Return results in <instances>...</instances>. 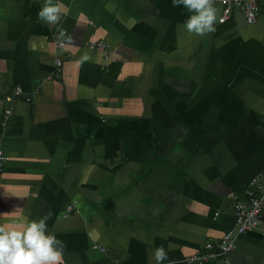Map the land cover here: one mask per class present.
Segmentation results:
<instances>
[{"label":"crops","instance_id":"0c3cea01","mask_svg":"<svg viewBox=\"0 0 264 264\" xmlns=\"http://www.w3.org/2000/svg\"><path fill=\"white\" fill-rule=\"evenodd\" d=\"M44 3L0 0V224L51 212L61 264H156L161 245L184 264L235 230L232 205L264 172V16L233 9L201 37L172 0H53L56 25ZM263 230L264 204L224 257L213 249L219 264H264Z\"/></svg>","mask_w":264,"mask_h":264},{"label":"clouds","instance_id":"9594fccd","mask_svg":"<svg viewBox=\"0 0 264 264\" xmlns=\"http://www.w3.org/2000/svg\"><path fill=\"white\" fill-rule=\"evenodd\" d=\"M173 6H183L192 13L184 22L183 27L198 36H205L216 31L218 9L215 0H172ZM64 6L54 4L53 0H45L38 13L41 21L56 25L61 19ZM90 60V56L83 55L80 63ZM51 212L39 220H32L24 230H16L5 224H0V264H61L66 244L48 231L47 221ZM156 264H179L169 260L163 245L154 252Z\"/></svg>","mask_w":264,"mask_h":264},{"label":"built area","instance_id":"2783aa9c","mask_svg":"<svg viewBox=\"0 0 264 264\" xmlns=\"http://www.w3.org/2000/svg\"><path fill=\"white\" fill-rule=\"evenodd\" d=\"M222 6V12L218 21L220 23L226 21L232 14L233 9H238L248 24L254 23L260 14L264 16V0H215ZM65 32L60 31L55 33V38L58 40V46L63 48L65 42L63 40ZM87 46L91 50L106 51L108 46L102 40L92 39L88 41ZM107 54V53H106ZM108 57V56H107ZM62 60L55 59V72L52 74L55 77H60ZM22 95V89L16 87L7 100L19 97ZM35 96V92L24 96L26 100H30ZM10 109L5 110V114H9ZM8 156L0 150V165L7 161ZM264 204V172H259L253 175L248 186L244 192V198L237 199L232 205L234 216V227L228 229L223 233L221 238L216 244L211 241L205 242L207 250H200L194 252L189 257L184 259V264H219V258L212 252L217 248L220 252V257H224L228 251L235 247L233 233H243L254 227H257L262 217V209ZM74 210V204L70 203L65 207V215ZM264 234V230H263ZM226 264H230L226 261Z\"/></svg>","mask_w":264,"mask_h":264},{"label":"bare ground","instance_id":"6f19581e","mask_svg":"<svg viewBox=\"0 0 264 264\" xmlns=\"http://www.w3.org/2000/svg\"><path fill=\"white\" fill-rule=\"evenodd\" d=\"M22 98V97H21ZM24 99V98H23Z\"/></svg>","mask_w":264,"mask_h":264}]
</instances>
